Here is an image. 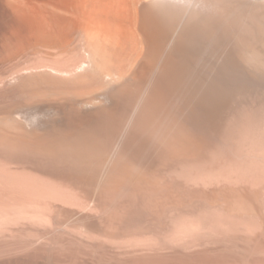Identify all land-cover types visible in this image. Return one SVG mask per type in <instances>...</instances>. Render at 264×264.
Returning a JSON list of instances; mask_svg holds the SVG:
<instances>
[{"label":"bare ground","instance_id":"1","mask_svg":"<svg viewBox=\"0 0 264 264\" xmlns=\"http://www.w3.org/2000/svg\"><path fill=\"white\" fill-rule=\"evenodd\" d=\"M231 119L255 158L224 157L217 170L208 148ZM261 156L264 0H0V200L47 218L114 212L122 224L130 210L168 212L176 226L194 220V203L163 171L192 173L179 176L205 188L200 201L209 185H263ZM233 204L214 217L233 220Z\"/></svg>","mask_w":264,"mask_h":264},{"label":"rangeland","instance_id":"2","mask_svg":"<svg viewBox=\"0 0 264 264\" xmlns=\"http://www.w3.org/2000/svg\"><path fill=\"white\" fill-rule=\"evenodd\" d=\"M75 59L77 60V56H75ZM232 122H235L234 119H231L228 121L225 128H223V131L221 132V134L217 138L213 139V141L210 142V145H209L210 147L208 148V154H207L208 164L210 163L212 164V162H214L215 165L214 164L213 165L215 167L213 165L212 166L215 169L217 168V170L220 169V165L217 162L222 160L224 157H225L224 159L226 161L228 160L229 163L230 161H232L231 159H234V160L236 159V161H239L237 159H239L240 153H242L241 154L242 157L243 155L245 156V159L243 160H246L249 157V156L247 157L246 154L250 148L248 143L249 142L251 143V141L248 139V137H246V135H243L244 134L243 131L242 132L240 131L241 126L240 127L238 126V129L239 128L240 129L236 130L237 128L236 125H239L237 123L233 130L234 132L233 131L229 132V127L232 124ZM243 147L245 148V150ZM240 151H243V152H240ZM249 158L248 160H253L255 157L253 158L250 156ZM261 159H264L263 156H261ZM176 171H178V174H176L177 173ZM174 173L176 174V177L174 176ZM184 173L186 176L187 172L182 173V170L179 172V167H177L176 169L173 168V171L170 168L162 172V174L166 177L167 181H171V180L173 182L175 181L174 184L177 185V188L175 185V191H176L177 197L181 200L182 203L184 202L185 204L188 201H190L191 204L194 203V206L191 205V207L193 211L195 209L194 212L192 211L193 215L195 216L192 215L194 220L193 219L189 220L191 225L190 224L188 225L189 223L188 221H186V224L181 221V223L179 222L181 225L176 224V226H174L172 223H169L166 220L168 216V212L164 213V217H165L164 221L162 220L159 221L152 217L149 218L148 216L149 213L146 214V212H143L141 215L138 209L137 211H135L136 210L135 209V210H130L128 212L126 216V220H125V222L126 221L127 222L125 224L121 223V216L119 214H114V212L113 213L110 212L103 216L98 214L99 215L97 216L98 218L96 216H94V218L87 216V219H86V216H83V215L74 217L72 216L71 213H68L64 210H58V212L56 211V214H53L52 217L47 218L44 216L45 217L44 218L42 217V215L37 214V212H39V210L37 209V206L35 207L36 209H33L34 208L33 204H29V206H27V204H24V203H20L22 206L20 204L14 205L13 204L14 202L12 201H11L12 203L9 202L10 200L9 198L1 197V200H0V205H1L0 206V232H1L0 233V264H49L50 262H51L50 264H86V263L87 264H121V263L122 264H142V263L143 264H264V206H263L264 205V195H263L264 194V182L263 183L261 182V184L263 185H260V187L257 186L254 188L251 186H249V188L248 186H244L245 187L244 188L243 185L242 186L241 185L227 186L228 188L227 187L224 188L222 191V194L220 193L218 188H215L216 187L215 185H209L208 187H206V191L208 190L207 198L205 197H204L205 199L200 198V201H199V199H195L194 194L197 195V192H199V193L207 195V193L204 192L205 188H203V186H200L198 184L196 185L193 182L189 183V181L188 182L185 181L186 182L185 183L183 181L184 179L180 178L179 176L180 174H184ZM188 175L192 177L191 176L192 173L190 174L188 172ZM188 175L187 177L189 178ZM261 179H264V178H261ZM201 188L203 189V192L201 190H198ZM76 189H79V190L77 191ZM76 189L75 191H77L79 195L81 194L84 200H88L87 194L84 193L85 191H83V189H80V188H76ZM195 189L198 190L196 191V193H195ZM193 200L196 203L193 202ZM235 201L242 209H244V212L242 213V209L237 205L238 209H240L243 215H241V213L239 214L237 213L233 215V218L235 216L233 220L230 218V215H229L230 219L227 217L228 220L227 219L224 220L225 218L224 219L219 218L220 220H218L217 217H214L216 214L215 211L216 210L218 211V208H220L219 210H221L222 208L224 212L222 210L221 211L223 213H225V211L227 213L228 211V213L230 214L228 209L231 207V205H233L231 208L235 207V204H233V203H236ZM2 202L4 203L7 202V204L5 203L6 204L5 206L8 205V207L2 206V204L4 205V203ZM229 202L230 204L227 205V203ZM8 203H10V205L11 204L13 205L9 206ZM203 203H204V206H203ZM43 204L45 205V207H47L46 210L51 208V204L49 201ZM31 205H33V208ZM205 205L207 208L205 207ZM204 209L206 211H204ZM208 209L209 210L211 209V210L208 211ZM245 209H250V211L249 210L247 211ZM60 211L63 213H61ZM245 211L250 213L248 214L249 217L247 216V213ZM182 212L179 213L180 216H183V214H181ZM205 212L206 214L210 212L209 214L211 217L209 215L208 216L206 215V217H204ZM251 212H253V214H251ZM66 213L69 215H67ZM202 213L204 215H202ZM244 213H246V215ZM112 215L113 217L114 216L115 217L113 218ZM143 215H146V216H143ZM202 216L203 218H201ZM35 217H38V218H35ZM95 218H97L96 221L98 220L97 221L98 223L95 221ZM112 218L114 221L116 220V222L111 220ZM236 218H240V219L237 220ZM73 220L74 222L76 221V223H74ZM109 221L113 222V229H115L114 230L115 232L113 231V229L109 231L110 229H108L107 227L109 226L108 225ZM87 223L89 226L87 225ZM182 223H184V225H182ZM85 226L87 229L85 228ZM184 226L187 227L186 228L187 232ZM178 228L179 230H177ZM180 228H182V230L184 229V231H182ZM208 229L211 232H209ZM98 230H100L101 232ZM188 231L190 232L191 235L189 234ZM70 233L71 234L74 233V234L71 235ZM84 233L86 234V236ZM98 233L99 234L101 233V234L99 235ZM105 233H108V236ZM103 234H104V237H103ZM188 234L191 237H189ZM121 235H123V237ZM78 237H80L79 239H81V237L83 239L79 241ZM91 238L93 239V241ZM75 239L78 242H76ZM105 239L107 240L106 242H105ZM110 239H112L113 241ZM93 243H96L95 245L97 247ZM126 243L127 245H129L130 252H128V254H125V256H123L124 254L120 251H121V247L122 246L125 247ZM50 245L51 247H49ZM53 252L55 254H53ZM121 255H122V258H121Z\"/></svg>","mask_w":264,"mask_h":264}]
</instances>
